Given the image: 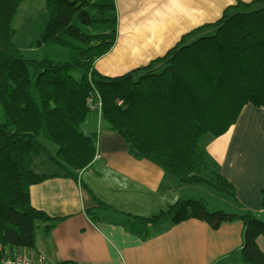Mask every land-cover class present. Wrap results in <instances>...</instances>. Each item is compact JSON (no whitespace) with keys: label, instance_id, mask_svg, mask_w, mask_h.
<instances>
[{"label":"trees","instance_id":"trees-1","mask_svg":"<svg viewBox=\"0 0 264 264\" xmlns=\"http://www.w3.org/2000/svg\"><path fill=\"white\" fill-rule=\"evenodd\" d=\"M23 1L0 0V264L5 247L34 248L38 223L48 232L62 220L31 205L30 188L54 177L34 172L33 158L44 155L60 176L74 180L90 167L97 136L83 127L94 91L101 97L102 120L124 139L130 156L183 185H207L235 197L234 187L209 163L202 141L225 134L247 104L264 111V1H237L219 20L183 35L163 56L117 77L101 76L94 68L116 41L115 0H45L48 20L28 50L60 46L68 51L66 61L47 54L24 57L13 28ZM81 185L96 203L86 210L90 220L113 213L142 240L162 233L165 222L198 219L216 229L241 221L242 264H264L255 240L264 236V222L250 212L210 213L203 200H178L136 217L108 207Z\"/></svg>","mask_w":264,"mask_h":264},{"label":"crops","instance_id":"crops-1","mask_svg":"<svg viewBox=\"0 0 264 264\" xmlns=\"http://www.w3.org/2000/svg\"><path fill=\"white\" fill-rule=\"evenodd\" d=\"M27 1L20 8L24 9ZM37 1L38 11L43 12L45 0ZM237 1L253 0H115L116 41L96 61L95 71L101 76L117 77L144 66L163 56L190 30L219 20L224 10ZM90 122L84 130L87 135L97 136L96 155L90 167L78 172V180L60 176L58 170H33L54 177L30 188L31 205L62 220L48 232L41 223L34 248L6 247L10 255L31 257L38 252L48 264H242L241 221H226L216 229L198 219H185L173 226L165 222L162 233L142 240L128 232L124 220L113 213H100L99 220H90L86 210L95 209L96 203L81 184L108 207L130 216L149 217L178 200H203L210 213L250 212L264 222L261 108L245 105L225 134L202 141L209 163L234 187L231 203L221 199L211 186L183 185L151 162L134 159L119 133ZM34 165L35 160L32 168ZM255 240L264 253V236Z\"/></svg>","mask_w":264,"mask_h":264},{"label":"rangeland","instance_id":"rangeland-1","mask_svg":"<svg viewBox=\"0 0 264 264\" xmlns=\"http://www.w3.org/2000/svg\"><path fill=\"white\" fill-rule=\"evenodd\" d=\"M37 3V0H35L34 2L28 0L24 5L26 9L19 8L18 13L13 20V28L16 32L14 36V43L18 46V48L21 49L25 58H36L42 56L43 54H47L53 59L66 61L68 59V51L67 49L60 46L51 45L50 47H45L39 50V52L37 53H33L32 51L28 50V45L34 43V41L38 39L39 35L44 29L46 20H48L45 11H38ZM93 118H95L94 114L90 113L88 123L90 122V120H92L93 123L90 122V124H94V126H99V128L106 125L103 120L98 123V121H94ZM40 141L42 144L44 143L51 152L56 150V147L54 145L44 141L43 138H40ZM33 160H35V165L32 168V170L34 171L44 172L49 171L50 169L56 171L58 170L57 167L52 163V161H50V159H48L44 155H36L34 156ZM39 162H42V165H40ZM216 192L220 194L221 199L223 198L227 201V203H231V197L227 193L217 190ZM208 207L211 208V205ZM37 226L41 227V223H38ZM40 227H37L36 230H41Z\"/></svg>","mask_w":264,"mask_h":264},{"label":"built area","instance_id":"built-area-1","mask_svg":"<svg viewBox=\"0 0 264 264\" xmlns=\"http://www.w3.org/2000/svg\"><path fill=\"white\" fill-rule=\"evenodd\" d=\"M86 104L91 113L96 116L98 123L102 120V102L100 94L96 91L92 92L87 98ZM118 106H121L122 102H117ZM4 250V258L1 264H48L46 258L40 254L35 253L31 257L23 256L19 254L10 255L7 252L6 247Z\"/></svg>","mask_w":264,"mask_h":264}]
</instances>
